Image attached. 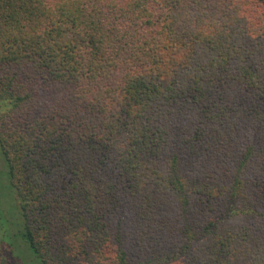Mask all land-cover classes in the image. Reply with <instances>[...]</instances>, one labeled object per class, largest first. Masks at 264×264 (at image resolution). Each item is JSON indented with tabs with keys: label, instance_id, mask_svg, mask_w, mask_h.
<instances>
[{
	"label": "trees",
	"instance_id": "obj_1",
	"mask_svg": "<svg viewBox=\"0 0 264 264\" xmlns=\"http://www.w3.org/2000/svg\"><path fill=\"white\" fill-rule=\"evenodd\" d=\"M0 148L41 264H264V0H0Z\"/></svg>",
	"mask_w": 264,
	"mask_h": 264
},
{
	"label": "rangeland",
	"instance_id": "obj_2",
	"mask_svg": "<svg viewBox=\"0 0 264 264\" xmlns=\"http://www.w3.org/2000/svg\"><path fill=\"white\" fill-rule=\"evenodd\" d=\"M23 226L18 193L0 148V258L5 259L2 264H41L21 237Z\"/></svg>",
	"mask_w": 264,
	"mask_h": 264
}]
</instances>
